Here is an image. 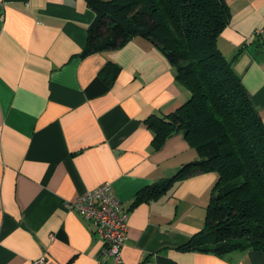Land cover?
<instances>
[{
    "label": "crops",
    "instance_id": "crops-1",
    "mask_svg": "<svg viewBox=\"0 0 264 264\" xmlns=\"http://www.w3.org/2000/svg\"><path fill=\"white\" fill-rule=\"evenodd\" d=\"M227 2L218 46L264 121V0ZM95 16L87 0H0V264H112L92 221L66 205L104 181L128 213L114 264H264L262 250L183 248L205 224L215 171L134 204L199 159L184 131L157 149L143 122L191 94L145 37L81 57ZM108 61L120 67L111 84L99 75Z\"/></svg>",
    "mask_w": 264,
    "mask_h": 264
},
{
    "label": "trees",
    "instance_id": "trees-1",
    "mask_svg": "<svg viewBox=\"0 0 264 264\" xmlns=\"http://www.w3.org/2000/svg\"><path fill=\"white\" fill-rule=\"evenodd\" d=\"M87 1L96 16L81 57L145 37L167 56L191 94L175 111L152 113L143 122L153 130L157 149L174 132L184 131L199 159L144 189L134 204L159 197L176 181L215 171L205 224L183 248L217 255L264 251V121L218 46L231 17L227 0ZM119 70L108 61L99 75L111 84Z\"/></svg>",
    "mask_w": 264,
    "mask_h": 264
},
{
    "label": "built area",
    "instance_id": "built-area-1",
    "mask_svg": "<svg viewBox=\"0 0 264 264\" xmlns=\"http://www.w3.org/2000/svg\"><path fill=\"white\" fill-rule=\"evenodd\" d=\"M259 29L258 32H263ZM67 207L76 211L95 225L96 233L101 237V253L112 259V264L121 262V253L127 240L128 213L121 199L116 195L111 182L104 181L93 189H87L66 203ZM44 257L36 261L40 264ZM101 264H107L101 261Z\"/></svg>",
    "mask_w": 264,
    "mask_h": 264
},
{
    "label": "rangeland",
    "instance_id": "rangeland-1",
    "mask_svg": "<svg viewBox=\"0 0 264 264\" xmlns=\"http://www.w3.org/2000/svg\"><path fill=\"white\" fill-rule=\"evenodd\" d=\"M210 192H211V190H210Z\"/></svg>",
    "mask_w": 264,
    "mask_h": 264
}]
</instances>
